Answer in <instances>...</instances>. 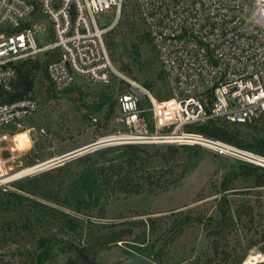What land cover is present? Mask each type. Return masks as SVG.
Returning a JSON list of instances; mask_svg holds the SVG:
<instances>
[{"label": "rangeland", "instance_id": "rangeland-1", "mask_svg": "<svg viewBox=\"0 0 264 264\" xmlns=\"http://www.w3.org/2000/svg\"><path fill=\"white\" fill-rule=\"evenodd\" d=\"M38 24L50 30L47 18ZM35 39L39 46L48 43L39 33ZM105 42L124 76L159 100L168 97L133 6L124 9ZM48 59H35L39 68L26 95L37 101V112L7 128L17 148L4 146L8 172L0 180L52 162L0 187V264H81L75 247L96 264L132 257L150 264H235L236 256L241 264H264V168L198 146H129L111 150L108 159L98 153L67 159L116 130L115 104L93 108L100 96L114 102L116 83L104 87L78 77L76 86L55 94L45 74ZM255 128L238 130L251 142L264 137V120ZM128 169L138 177L137 196L122 191L119 181ZM241 204L252 206V218L219 240L215 253L205 226H215L222 207L233 212Z\"/></svg>", "mask_w": 264, "mask_h": 264}, {"label": "built area", "instance_id": "built-area-1", "mask_svg": "<svg viewBox=\"0 0 264 264\" xmlns=\"http://www.w3.org/2000/svg\"><path fill=\"white\" fill-rule=\"evenodd\" d=\"M127 6L146 29L165 99L124 76L108 54L106 36ZM43 17L48 31L38 24ZM0 27L5 91L17 68L40 55L49 58L45 74L55 94L76 86L78 77L104 87L116 83V130L67 159L129 146H198L264 168V156L190 131L210 121L244 126L264 120V0H0ZM38 33L46 45H38ZM37 110L32 96L0 101V176L8 172L4 146L17 148L7 128Z\"/></svg>", "mask_w": 264, "mask_h": 264}, {"label": "trees", "instance_id": "trees-1", "mask_svg": "<svg viewBox=\"0 0 264 264\" xmlns=\"http://www.w3.org/2000/svg\"><path fill=\"white\" fill-rule=\"evenodd\" d=\"M38 68L39 64L37 61H29L18 67L15 81L11 90L5 91L0 87V101H12L22 98L30 93ZM106 104L113 106L114 102L107 96H100L98 102L94 104L93 108L97 110ZM258 122L259 121L249 125L237 126L210 121L205 125L196 126L190 129V131L219 140L240 149L255 151L258 154L264 156V137L254 138L251 140V142H248L247 138L243 137L241 132L238 130L239 128H252L256 130L255 127ZM117 168L122 170L121 166H117ZM135 179L138 180V177L135 175L134 169H128L124 172L119 182H122V191L125 194L135 196L140 194L141 186L138 184V182L133 185ZM257 187H263V184L257 182ZM218 203L220 204V202ZM252 216L253 208L252 206H248V204L238 205L234 208L233 212H231L228 208L222 207L219 211V216L217 217L215 226H210L207 228L205 226L208 234L214 239L212 243L214 252L216 253L218 250L219 240H224L236 227H238L240 222L244 221L246 218L251 219ZM74 254L77 256H83L82 250L76 247L74 248ZM234 262L235 264H241L242 258L236 256Z\"/></svg>", "mask_w": 264, "mask_h": 264}, {"label": "water", "instance_id": "water-1", "mask_svg": "<svg viewBox=\"0 0 264 264\" xmlns=\"http://www.w3.org/2000/svg\"><path fill=\"white\" fill-rule=\"evenodd\" d=\"M97 156L100 159H108V158H112L114 156V152L109 150V151H106V152L99 153ZM79 261H80L81 264H96L95 262L86 259L84 256H79ZM118 264H150V263L145 261V260H143V259H141V258L132 257V258L124 260V261H122V262H120Z\"/></svg>", "mask_w": 264, "mask_h": 264}, {"label": "bare ground", "instance_id": "bare-ground-1", "mask_svg": "<svg viewBox=\"0 0 264 264\" xmlns=\"http://www.w3.org/2000/svg\"><path fill=\"white\" fill-rule=\"evenodd\" d=\"M60 158H62V157H60ZM58 160H59V158H58ZM50 162H52V161H50ZM50 162H47V163H44V164H40V165H37V166H34V167L26 168V169L21 170L20 172H18L15 175L4 177L3 179L0 180V187L5 185V184H7V183L13 182V181H15L17 179L23 178L25 176L27 177V175L30 174L31 172H33L34 170H37L39 168L43 169L44 166H46V165L48 166V164Z\"/></svg>", "mask_w": 264, "mask_h": 264}]
</instances>
